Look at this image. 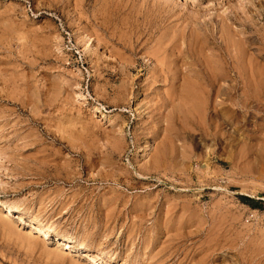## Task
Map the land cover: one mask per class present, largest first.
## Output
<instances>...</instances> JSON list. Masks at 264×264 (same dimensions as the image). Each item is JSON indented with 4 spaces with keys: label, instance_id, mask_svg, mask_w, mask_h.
I'll use <instances>...</instances> for the list:
<instances>
[{
    "label": "rangeland",
    "instance_id": "1",
    "mask_svg": "<svg viewBox=\"0 0 264 264\" xmlns=\"http://www.w3.org/2000/svg\"><path fill=\"white\" fill-rule=\"evenodd\" d=\"M0 264H264V0H0Z\"/></svg>",
    "mask_w": 264,
    "mask_h": 264
},
{
    "label": "bare ground",
    "instance_id": "2",
    "mask_svg": "<svg viewBox=\"0 0 264 264\" xmlns=\"http://www.w3.org/2000/svg\"><path fill=\"white\" fill-rule=\"evenodd\" d=\"M163 65V64H162ZM163 71V70H162ZM211 71V70H210ZM224 74V73H223ZM226 75V74H225ZM215 79V78H214ZM227 79V78H226ZM214 80H211L210 81V85L212 86H214ZM254 85V84H253ZM231 89V87L229 86L228 88H226L225 90H226V92H229V90ZM227 95V99H230V95L229 94H226ZM14 210V209H13ZM3 212V211H2ZM9 212H10V214L12 213V208L11 207H9ZM16 218V217H15ZM17 219L21 222V223H24V219H23V217L22 216H17ZM32 223V222H31ZM31 228H32V230H34L36 233H39V235H41V236H45L46 238H48L49 237V235L51 234V232L49 231V230H46V229H44V228H42V227H39V226H36L35 224H31ZM58 243V242H57ZM65 246H66V248H65V250H68V249H73V248H75V245H73V241H66V243H65ZM92 254V253H91ZM91 254H88V253H85L84 254V257H93ZM95 258H98V256H94Z\"/></svg>",
    "mask_w": 264,
    "mask_h": 264
}]
</instances>
